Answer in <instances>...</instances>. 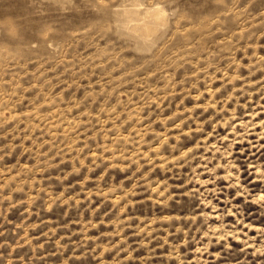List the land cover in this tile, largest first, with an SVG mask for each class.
Masks as SVG:
<instances>
[{
	"label": "rangeland",
	"instance_id": "374dc122",
	"mask_svg": "<svg viewBox=\"0 0 264 264\" xmlns=\"http://www.w3.org/2000/svg\"><path fill=\"white\" fill-rule=\"evenodd\" d=\"M0 264H264V0H0Z\"/></svg>",
	"mask_w": 264,
	"mask_h": 264
},
{
	"label": "bare ground",
	"instance_id": "6f19581e",
	"mask_svg": "<svg viewBox=\"0 0 264 264\" xmlns=\"http://www.w3.org/2000/svg\"><path fill=\"white\" fill-rule=\"evenodd\" d=\"M137 9V8H136ZM149 10V9H148ZM123 11V10H122ZM162 12H163V10H162ZM162 12H161V10H159V9H156L155 10V19L157 20V21H161V19L163 18V14H162ZM123 13V12H122ZM131 20H133V19H131ZM124 25V24H123ZM147 26V25H146ZM151 29L149 28V27H144V29H143V32H149ZM154 31V30H153Z\"/></svg>",
	"mask_w": 264,
	"mask_h": 264
}]
</instances>
